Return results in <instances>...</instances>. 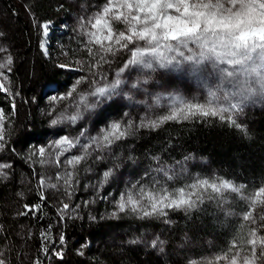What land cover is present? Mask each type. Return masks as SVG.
Wrapping results in <instances>:
<instances>
[{
  "label": "trees",
  "instance_id": "obj_1",
  "mask_svg": "<svg viewBox=\"0 0 264 264\" xmlns=\"http://www.w3.org/2000/svg\"><path fill=\"white\" fill-rule=\"evenodd\" d=\"M105 3L106 0H0V64L12 58L11 65L0 69L3 73L0 84L7 89H0V109L6 117L0 163L11 165L5 169L7 176L0 177V261L2 264H188L189 260H211L223 255L233 240L237 244L233 251H249L250 245L243 249L241 245L255 225L242 217L252 209L238 195H229L225 205L228 212L237 214H226L211 202L206 211L194 213L191 220L171 214L174 222L171 225L162 219L141 220L131 213L113 218L111 213L120 193L135 194L141 186L150 188L154 186L153 178L163 181L155 170L158 166L174 169L178 166L176 161L191 163L188 174L195 173L210 181L228 178L237 185L245 184L249 189L247 194L258 191L264 186V110L261 108L243 112L240 123L246 125L247 134L215 118L210 124L169 122L158 130H134L133 135L114 146L112 156L97 161L94 152L77 166L79 183L74 181L73 188L67 190L71 196L67 195L63 181L57 179L58 171L64 175L73 169L62 166L65 165L62 161L56 162L58 149L52 145L57 134L64 130L53 131L56 126L51 124L50 116L62 112L75 114L80 110V95L91 91V85L81 84L66 100L53 101L52 97L67 95L82 76L95 80L90 69L99 46L93 45L89 54L87 29H82L80 24ZM50 22L58 27L64 25L66 30L60 28L51 33L49 39L58 40L52 41L45 54L40 47L44 41L42 25ZM108 58L111 63L99 69L106 75V81L119 71L127 54L122 52ZM70 63L77 66L75 71L59 67ZM155 81L159 83H152L153 88L161 84V79ZM146 101L154 104L151 98ZM148 109L153 114L147 117L157 116L156 111ZM42 110L46 115H40ZM123 112L128 116L122 115ZM133 112L137 111L112 110L107 122L131 119L139 123L146 116L145 113L133 117ZM157 114L162 116L161 112ZM85 119L86 123L73 127L80 131L99 126L96 112H88L81 121ZM71 135L73 132L69 131L68 136ZM42 146L47 149L43 164L42 158L33 154ZM71 153L81 154L79 149ZM187 156L192 159L185 161ZM194 158H200V162L194 163ZM114 166L118 167L108 184L97 193L94 185L100 183L103 171ZM41 178L57 187H42ZM42 193L46 199L41 198ZM64 203L73 207L62 211ZM259 215H264L261 207L254 211L256 224L261 223ZM259 235H264V229ZM156 237L165 241L163 252L149 246ZM133 238H139L142 243L129 245L127 241ZM57 252H62L63 257L57 256Z\"/></svg>",
  "mask_w": 264,
  "mask_h": 264
},
{
  "label": "snow or ice",
  "instance_id": "obj_2",
  "mask_svg": "<svg viewBox=\"0 0 264 264\" xmlns=\"http://www.w3.org/2000/svg\"><path fill=\"white\" fill-rule=\"evenodd\" d=\"M118 24L123 26V30L116 26ZM80 26L87 29L85 35L88 37L86 47L89 54H92L93 45L99 46L98 55L90 69L95 80L82 76L76 80L67 95L53 96L52 100H66L81 84L91 85V91L87 95L81 94L80 100L85 111L96 112L97 124L106 123L112 110L119 111L125 107L114 97L124 95L132 100L121 87L128 83L122 79L123 74L132 68L148 70L144 79L137 80L131 85V88L146 94H149L147 86L153 73L159 70L180 69L182 65L188 66L185 70L200 71L202 69L198 66L206 61L216 64L225 78L246 73L254 78L253 82L264 85V0H106L99 11L93 13L90 18L82 19ZM49 27V23L42 25L44 36L48 35ZM40 47L47 54L45 43H41ZM122 52L127 54V58L115 73V79L110 83H101L100 81H106L107 77L101 74L99 69L104 64L111 63L109 56L115 57ZM11 63L12 58L9 57L6 64H0V69L7 68ZM228 66H231V70ZM59 67L64 69L68 66L60 64ZM8 70L10 71V68ZM0 77H3L2 72ZM0 89L7 91L2 84ZM210 95L216 97L217 93L211 92ZM160 101L161 97L157 96L155 105L159 106ZM242 114V102L230 103L228 107H215L210 102H194L176 95L172 98L167 113L156 119H142L139 123L131 119L113 121L108 123L106 128H100L95 136L87 135V129L82 128L74 138L65 135L53 142L52 147L59 150V156L71 153L73 149H79L81 153L66 157L65 164L73 171L58 175L57 179L63 181L67 195L71 196V192L67 190L73 188L74 181L79 183L75 171L77 166L92 157L94 152L97 153L94 157L97 161L112 156L114 146H118L120 142L133 135L134 130L141 128L158 130L169 122L199 121L202 124H210L215 118L247 134L246 125L239 122ZM122 115L128 116V113L123 112ZM83 118L84 113L77 110L70 116L61 113L57 118L51 119V124L57 125L65 120L75 124ZM5 119L4 112L0 109V151L5 147ZM33 154L42 158L41 164L45 163L43 159L47 155L45 147L37 148ZM153 159L159 160V157ZM190 159L191 156L184 158L185 161ZM175 163L186 171L183 161ZM10 167V164L0 163V177H6L5 169ZM116 167L118 166L103 171L100 183L94 185L97 193L108 184ZM155 171L163 177V181L153 178L152 183L157 187L151 190L141 186L135 194L120 193L115 201V210L111 213L113 218L131 213L141 220L162 219V222L171 225L174 223L170 218L171 214H181L185 219L191 220L194 213L206 211L207 204L215 202L217 205H223L229 195H238L240 200L248 202L252 209L245 212L242 217L244 221L255 225L249 230L248 238L241 245V249L250 245V250L233 251L237 249V244L233 240L223 255H216L211 260H189L188 264H264V235H259L260 230L264 229V215H259L260 224H256L254 216L258 204L264 210V200L259 199L264 197V186L248 195L249 189L245 184L237 185L228 178L220 179L218 182L197 178L194 182L184 183L172 168L158 166ZM170 172L172 174H169ZM173 181L174 184L169 183ZM39 184L47 188L57 187L56 184L47 183L44 178L40 179ZM41 198L46 199L43 193ZM91 202L94 201H85L86 204ZM35 207L39 209L40 205ZM72 207L69 203H64L62 211ZM127 243L136 245L142 241L133 238ZM164 243L165 241L156 237L149 242V246L163 252ZM80 254L83 255V252ZM56 255L63 257L62 252H57Z\"/></svg>",
  "mask_w": 264,
  "mask_h": 264
},
{
  "label": "rangeland",
  "instance_id": "obj_3",
  "mask_svg": "<svg viewBox=\"0 0 264 264\" xmlns=\"http://www.w3.org/2000/svg\"><path fill=\"white\" fill-rule=\"evenodd\" d=\"M49 25L50 27H49L48 35L43 36L44 37L43 43H45L47 47V51L48 49L51 48L52 41L56 40V39L55 40L49 39V36L51 35V33L57 31V29H60V28H62L63 30L64 29L66 30V27L64 25H62V27H58L57 24L51 23V22L49 23ZM116 26L120 28L121 30H123L122 25L118 24ZM58 32H62V30ZM67 66H68L67 68H69L72 71L76 70V68H74L75 66L74 63L73 64L70 63V65H67ZM198 67H200L202 70L193 72L191 70H185L186 68H188L187 65H182L180 69L159 70L156 73H153L151 75L150 83L147 86L149 94H146L145 92L140 91L138 89L131 88V85L135 83L137 80H141L146 77L148 70L132 68L123 74L122 79L126 80L128 83L126 85L121 86L123 89V92L127 93L128 96H131L132 100L127 99V97L124 95L114 97V99L120 100L125 105L124 111H128V110L137 111L138 113L133 112L132 114L133 117L135 115L136 116L145 115L146 113V116L142 117L141 120L142 119H156L159 117L157 113H160V112H161V115L166 114L167 109L172 103V98L176 95L183 96L184 98L188 100H194V102H200V103L210 102L215 107H220V106L228 107L230 103L242 102L243 112L252 111L253 109H256V108L257 109L261 108L264 110V85L260 84L259 82H253L254 80L253 77L248 76L246 73H238L234 77L225 78L223 73H221L220 70L218 69L217 65L210 61H206L203 65H200ZM228 67H229V70H231V66H228ZM113 79H115V75L110 81H104V82L110 83ZM156 79H161V84L158 85V87L153 88L151 86L152 83H156V84L159 83L155 81ZM89 92L90 91H87L83 93V95H87ZM211 92H216L217 93L216 97H212L210 95ZM157 96L161 97L159 106H156L155 103L149 105V102L146 101L147 98H151L154 102ZM89 99H91V97H89ZM79 101L81 105L79 108L81 112L84 113V117H86L88 115V111L84 110L83 102L81 100ZM139 101H145L146 103H137ZM130 102H133L135 104H132L133 106H131ZM148 108L156 111L155 113L157 116L153 118L147 117V115L153 114V111H150ZM57 114L58 113H52L51 114L52 116H50V121L53 118H57L61 113H59L58 115ZM63 114L65 116H70V114L69 115L65 113ZM40 115H46L45 110H42ZM71 115H74V114H71ZM243 115L244 113L239 117V122L243 119L244 117ZM69 122L70 121L65 120L64 122L55 125L56 127L53 131H55L56 128L57 130H59L58 128H61L62 130H64L60 132V134H57L58 137L56 140H58L62 136H65V135L68 136L69 131L73 132V135H71L70 138H74L78 136L79 131L75 129L74 127L80 126L81 122L86 123V119L85 121L79 120L75 124H72L70 122L71 126L68 127ZM110 122H113V121L99 124V126L95 125V127H92L90 129L89 127H87L86 128L87 135L89 136L97 135L99 133L100 128H106L108 123ZM81 142H84L83 138L81 139ZM56 154L57 156H59L58 150L56 151ZM73 154L74 153H70V154H65L64 156H61L59 161L60 162L62 161V163L65 164L66 157L73 155ZM192 161H194V163L195 162L199 163L200 158H194ZM62 166H66V164ZM190 166H191L190 162L188 164H184V168L186 169V171H183L180 165L175 167L176 169L175 168L173 169L174 171L176 170L175 173L177 174L178 178L185 179L186 181L185 183L194 182L197 178H200L198 174H195V173L188 174V168ZM61 174L62 172L60 173L58 171V175H61ZM123 179L126 180L127 178L123 177ZM216 181L218 182V180ZM151 187L155 188L157 186L154 185ZM151 187L146 188V189L151 190ZM253 192H256V191H253ZM251 193H249L248 195H251ZM259 199L264 200V197H260ZM225 205H227V203H224L223 205H219V207L224 209L223 212H225L226 214H237V213L228 212L229 210L225 208ZM259 207L261 206L258 204L255 209Z\"/></svg>",
  "mask_w": 264,
  "mask_h": 264
}]
</instances>
